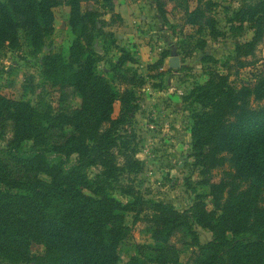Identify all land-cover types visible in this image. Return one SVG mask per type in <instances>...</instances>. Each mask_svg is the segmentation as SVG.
<instances>
[{"label": "trees", "instance_id": "1", "mask_svg": "<svg viewBox=\"0 0 264 264\" xmlns=\"http://www.w3.org/2000/svg\"><path fill=\"white\" fill-rule=\"evenodd\" d=\"M59 1L0 0V54L18 51L24 40L33 57L41 55L54 33ZM65 1L76 37L69 58L50 51L39 63L54 86L77 93L80 106L53 111L0 92V139L7 142L0 145V264H120L119 249L130 232L127 216L138 219L146 211L154 245L140 246L144 259L136 256L129 264H182L171 244L179 231L198 248L186 264H264V70L256 84L241 89L211 72L187 99L201 106L193 113L192 158L204 177L201 184L210 187L213 211L202 197L180 213L164 203L145 202L135 190L122 191L128 198L123 203L112 193L120 172L114 149L120 130L138 111L137 98L134 91L118 93L98 72L102 56L94 40L103 34L101 14L82 9L92 3L112 9L113 0ZM172 1L198 34L227 38L211 16L212 0ZM154 3L165 19L166 4ZM228 23L231 38L252 25V40L237 44L235 53L237 60L253 56L264 39V0L235 12ZM205 44L199 40L196 49L204 50ZM116 103L121 106L117 119ZM49 154L61 159L52 162ZM73 157L77 163L66 168ZM95 167L102 172L92 179L89 170ZM218 170L221 178L212 183ZM195 225L208 230L212 241L200 245Z\"/></svg>", "mask_w": 264, "mask_h": 264}, {"label": "rangeland", "instance_id": "2", "mask_svg": "<svg viewBox=\"0 0 264 264\" xmlns=\"http://www.w3.org/2000/svg\"><path fill=\"white\" fill-rule=\"evenodd\" d=\"M161 1L166 4L165 19L156 9L154 0H113L112 9L94 3L82 8L84 12L90 9L101 14L103 34L94 40V46L102 56L98 72L118 93L134 91L138 104L130 124L122 127L118 134L119 143L114 155L120 172L112 183V193L125 203L128 198L122 191L135 190L145 202L164 203L180 213L190 211L202 197L208 210L213 211L210 187L201 184L204 177L192 158L193 113L196 109L201 110V106L195 100L187 99L191 92L209 80L211 72L227 76L231 86L237 89L256 84L264 70V39L253 56L237 60V44L251 41L254 28L247 23L240 36L231 38L228 18L261 0H212L215 6L211 16L227 34V38L218 40L205 33L198 34V28L185 25V12L176 8V2ZM196 5L192 2L190 9L194 10ZM69 12L67 1L60 0L54 10V33L41 55L33 57L24 40L18 51H2L0 92L4 97L30 102L35 107H50L53 111L80 106L77 93L71 88L54 86L42 73L39 63L50 51L69 58L76 38L68 26ZM122 13L124 19H121ZM199 40L206 42L204 50L196 49ZM125 57L126 64L115 70L114 66ZM174 58L178 59L177 68ZM122 76L127 80L133 78L134 83H124ZM252 105L257 107L259 104H254L252 99ZM120 108V103H116L115 119ZM6 143L0 139L1 146ZM30 147L28 143L26 150ZM49 159L58 162L61 158L49 154ZM76 163L77 157H73L66 168ZM101 172L100 167L91 168L89 176L94 179ZM220 178L221 171H215L212 183H218ZM150 217V211L142 213L138 219L134 214L127 216L130 232L119 249L120 264H129L136 256L144 259L138 248L154 245ZM194 229L200 245L212 241L208 230L197 225ZM193 243L192 237L184 231L172 237L171 244L179 250L182 264L198 251Z\"/></svg>", "mask_w": 264, "mask_h": 264}, {"label": "water", "instance_id": "3", "mask_svg": "<svg viewBox=\"0 0 264 264\" xmlns=\"http://www.w3.org/2000/svg\"><path fill=\"white\" fill-rule=\"evenodd\" d=\"M174 63H175V67L177 68L178 67V59L177 58H174Z\"/></svg>", "mask_w": 264, "mask_h": 264}, {"label": "crops", "instance_id": "4", "mask_svg": "<svg viewBox=\"0 0 264 264\" xmlns=\"http://www.w3.org/2000/svg\"><path fill=\"white\" fill-rule=\"evenodd\" d=\"M119 14H120V13H119ZM119 14H118V15H119ZM124 15H125V14H124V13H122V17H121L120 15H119V16L121 17V19H124Z\"/></svg>", "mask_w": 264, "mask_h": 264}]
</instances>
